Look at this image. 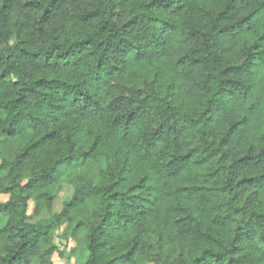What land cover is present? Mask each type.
<instances>
[{
	"label": "trees",
	"instance_id": "obj_1",
	"mask_svg": "<svg viewBox=\"0 0 264 264\" xmlns=\"http://www.w3.org/2000/svg\"><path fill=\"white\" fill-rule=\"evenodd\" d=\"M0 196V264H264V0H0Z\"/></svg>",
	"mask_w": 264,
	"mask_h": 264
},
{
	"label": "rangeland",
	"instance_id": "obj_2",
	"mask_svg": "<svg viewBox=\"0 0 264 264\" xmlns=\"http://www.w3.org/2000/svg\"><path fill=\"white\" fill-rule=\"evenodd\" d=\"M82 176V170L80 168L79 163H72L70 165H65L59 168L58 173L56 175V184L59 187L57 191L56 198L53 201L51 206V210L49 212L43 210L38 215L32 216V204L29 203L28 208V221L32 223H36L37 221L44 220L49 218L51 215L60 212L62 208V202L65 199L71 197L72 194V183L76 179ZM6 201V197L0 196V202ZM98 199L91 198L86 203V208L90 210H94L97 207ZM81 211H77V217H81ZM6 223V217H0V228H2ZM56 243L58 244V240L56 239ZM59 246V245H58ZM74 248L75 250L71 252L68 256L69 264H84L87 259V253L84 247L83 233H77L74 241L68 243L67 249ZM54 264H62V260L59 259L56 255L53 257ZM138 264H151L149 262L144 261L142 258H137Z\"/></svg>",
	"mask_w": 264,
	"mask_h": 264
}]
</instances>
